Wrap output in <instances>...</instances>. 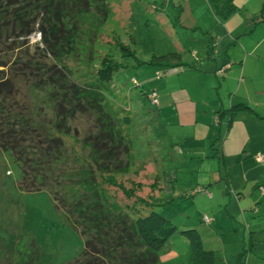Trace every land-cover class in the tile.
<instances>
[{"label": "rangeland", "instance_id": "1", "mask_svg": "<svg viewBox=\"0 0 264 264\" xmlns=\"http://www.w3.org/2000/svg\"><path fill=\"white\" fill-rule=\"evenodd\" d=\"M106 1L103 24L75 44L64 69L67 82H91L103 58L115 62L101 93L118 117L128 116L120 128L131 165L112 175L114 184L96 175L98 190L111 203L145 208L137 195L157 203L152 209L174 226L159 252L167 264L192 263L183 230L189 228L199 246L211 250L212 264H264V17L248 16L262 0H233L238 7L226 17L215 14L212 0ZM39 39L38 31L29 34L30 50ZM25 87L27 102L32 98L50 115L47 88ZM151 90L156 103L147 96ZM214 112L225 116L213 146ZM231 115L236 126L222 156ZM96 117L84 110L68 119L63 140L72 165L84 155L81 138L94 132ZM19 177L17 163L0 148V264H60L76 257L83 236L47 188L25 190ZM203 214L210 218L204 221Z\"/></svg>", "mask_w": 264, "mask_h": 264}, {"label": "trees", "instance_id": "2", "mask_svg": "<svg viewBox=\"0 0 264 264\" xmlns=\"http://www.w3.org/2000/svg\"><path fill=\"white\" fill-rule=\"evenodd\" d=\"M212 4L222 17L235 8L232 0ZM108 10L106 0H0V148L17 163L19 184L25 190L47 188L54 205L83 236L80 253L60 264H167L159 252L174 226L152 209L157 203L137 194L135 200L145 208L137 202H108L103 188L98 190L101 181L95 180L100 175L114 184L112 175L131 165L129 141L120 128L128 116L118 117L101 93L114 59L101 60L94 81L67 82L64 77L65 60L75 44L90 38L91 28L99 29ZM259 17H264V0ZM33 31L40 39L30 50L27 38ZM24 86L47 88L50 115L38 110L32 98L27 102L21 93ZM84 110L97 113L95 130L82 136L84 155L72 165L63 138L70 129L68 119ZM183 230L192 248L191 264H212L211 250L199 246L195 230Z\"/></svg>", "mask_w": 264, "mask_h": 264}, {"label": "crops", "instance_id": "3", "mask_svg": "<svg viewBox=\"0 0 264 264\" xmlns=\"http://www.w3.org/2000/svg\"><path fill=\"white\" fill-rule=\"evenodd\" d=\"M245 1H247V0H244L242 3H245ZM263 1V0H262ZM232 2H233V0H232ZM234 4V3H233ZM261 4H262V2H261ZM235 5V8L236 7H238V5L237 4H234ZM235 8H234V10H235ZM260 8H261V5H259V7L257 8V9H253L252 11H248V16L249 15H257V14H260ZM233 10V11H234ZM232 11V12H233ZM230 14V13H229ZM228 14V15H229ZM227 15V16H228ZM255 15V16H256ZM226 17V16H225ZM251 19H252V17H250ZM258 20H262V18L261 17H256V21H258ZM209 38L207 39V42H206V47L208 46V44H209ZM208 49H210V46L206 49V52L208 51ZM254 50V49H253ZM246 54H249L248 53V49H246V52H245V55ZM228 58V57H227ZM224 61V60H223ZM238 102V104H241L244 100H241V99H239V100H237ZM237 103H235V104H237ZM247 105V104H246ZM247 106H249V105H247ZM255 113H257V112H255ZM258 114V113H257ZM213 115H216V119H217V121H216V124H217V127H216V131H214L213 132V135H212V139L210 140V143H211V145H216L218 142H217V138L218 137H221V132H222V125H221V119L223 118V116H225V113L224 112H220V115H218V114H216V112H214V114ZM234 117V116H233ZM232 117V115L228 118V120L226 121V127H225V129H224V133H223V136H222V139H221V141H222V143H221V141H220V151H221V155L223 156L224 155V150H225V145H224V142L223 141H225V139H227L228 137V135H229V133L231 132V129L232 128H234L236 125H234V123H236L235 121H236V119L235 118H233ZM238 122H240V126H242V123H241V121L239 120ZM238 127V126H237ZM243 127V126H242ZM241 127V128H242ZM239 128V127H238ZM209 136V138H210V135H208ZM262 150H264V149H262ZM257 151V150H256ZM257 155V154H256ZM255 155V156H256ZM161 257H160V259L161 260H163V256L162 255H160Z\"/></svg>", "mask_w": 264, "mask_h": 264}, {"label": "built area", "instance_id": "4", "mask_svg": "<svg viewBox=\"0 0 264 264\" xmlns=\"http://www.w3.org/2000/svg\"><path fill=\"white\" fill-rule=\"evenodd\" d=\"M147 96L149 97V100L151 103H156V97H155V92L153 90H151L150 92H148ZM258 155H256L257 157ZM210 217H208L207 215H203L202 219L204 221H207Z\"/></svg>", "mask_w": 264, "mask_h": 264}]
</instances>
